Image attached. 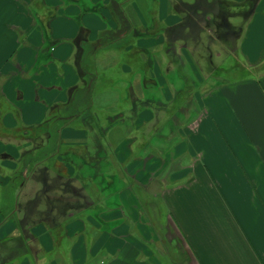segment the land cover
Returning <instances> with one entry per match:
<instances>
[{
	"label": "crops",
	"instance_id": "crops-1",
	"mask_svg": "<svg viewBox=\"0 0 264 264\" xmlns=\"http://www.w3.org/2000/svg\"><path fill=\"white\" fill-rule=\"evenodd\" d=\"M186 1L177 4L173 0L174 7L170 0H0L3 165L9 167L7 160L15 150L10 134L17 136L21 130L24 137H30V129L43 127L52 115L77 108V95L89 84L85 66L92 58L89 48L102 33L116 30L118 20L128 21L132 31L140 26L142 30L155 28L156 20L171 32L182 29V14H187L189 8ZM220 1L231 7L227 12L231 25L223 29L227 32L230 27L234 34L240 33L236 43L233 38L229 41L232 48H238L243 67L252 74L208 86L196 81L195 93L180 108V123L171 118L175 122L171 126L173 138L163 153L155 151L154 145L142 148L144 144L138 143L137 136L144 132L139 129L130 142H117L110 159L120 164V169L135 152L138 156L127 169L119 171L121 178L119 166L113 172H100V178L109 185L118 179L122 183L102 205L98 221L103 224V234L98 242L92 230L76 232L77 239L70 245L68 260L63 264H172L165 256L161 260L159 250L152 248L162 244L158 241L159 227L141 215L143 207L150 208L148 200L137 195L131 185L125 186L134 180L161 207L164 228L169 229L168 235H174L170 244L176 243L178 251L184 250L191 264H264V0ZM119 37L123 39V35ZM171 39L166 55L176 56L171 53ZM163 43H168L166 38ZM148 45L155 44L148 40ZM186 49L184 45L183 51ZM155 58L149 57L147 62ZM151 74L154 79L158 76L156 68ZM164 94L167 101L163 100L162 107L157 101L146 105L155 115L148 113L147 119L140 120L138 114L131 126L151 128L161 123L156 111L174 105L172 95ZM139 108L133 110L138 112ZM113 116L118 122L128 121L123 112ZM58 119L59 116L54 120ZM108 139L112 145V139ZM80 147L84 151L73 154L86 162L93 154L90 147ZM27 173L28 169H24L23 179ZM70 182L64 184L69 189L64 193L74 196L76 188L70 187ZM29 185L23 182L20 188ZM10 186L7 183L2 188ZM6 205V195L0 194V207ZM5 214H0V233L3 232L2 240L9 241L11 217ZM90 218L84 219L88 229L92 225ZM121 229L124 233L119 235L117 231Z\"/></svg>",
	"mask_w": 264,
	"mask_h": 264
},
{
	"label": "rangeland",
	"instance_id": "rangeland-1",
	"mask_svg": "<svg viewBox=\"0 0 264 264\" xmlns=\"http://www.w3.org/2000/svg\"><path fill=\"white\" fill-rule=\"evenodd\" d=\"M170 1L175 7L173 0ZM180 1L183 4L187 2L175 0V3ZM188 3V13L182 14V29L176 28L173 32L159 20H156L155 28L142 30L140 26L134 31L130 30L132 25L128 21L118 20L116 30L111 28L102 33L89 48L92 58L85 64L89 84L81 90L82 94L77 95V108L52 115L43 127L30 129V137H24L21 130H18L17 136H8L13 140L11 145L15 150L7 160L9 167L4 166L3 158H0V194L6 195L7 202L5 207H0V212L11 217L9 234L12 238L4 241L1 238L4 237L3 232L0 233V264L66 263L69 247L77 239L76 232L84 233L86 229L92 230L93 237L99 242L100 234H103V224L98 221L102 205L112 196L113 190L122 186L119 179L109 185L99 174L113 172L119 166L117 171L121 178L119 171L127 169L132 159L138 156V152L134 157L130 154L131 157L120 169L122 166L110 159L112 150L115 151L113 147L119 144L117 142L122 143L123 139L130 142L134 131L139 129L144 132L137 136L138 143L144 144L142 148L147 144L154 145L157 147L155 151L163 153L173 138V120L180 123L181 107L188 96L195 93L196 81L208 86L221 81H237L252 74L243 67V61L233 49L230 51L229 39H239L237 36L240 33L236 31L234 34L230 27L227 32L223 29L231 25L227 13L231 7L220 0H188ZM144 18L147 23L148 17L144 15ZM236 20L241 19L237 17ZM165 38L168 41L166 44L163 43ZM170 38L173 43L170 45L171 53L176 56L166 55ZM148 40L155 45L149 46ZM184 45L187 46L186 51H183ZM149 57L156 58L148 63ZM155 68L158 76L154 79L151 73ZM164 92L172 95L170 99L174 105L156 111L159 115L157 120L162 122L151 128L132 127L131 121L136 120L138 114L140 120L147 119L148 113L155 115L153 109L148 110L146 105L157 101V105L162 107L163 100H166ZM137 106L140 107L138 112L133 110ZM119 112H123L128 121H116L113 115ZM74 114L76 116L70 120ZM57 116L58 121L54 120ZM108 137L112 139L113 146ZM81 145L90 147L93 154L86 162L75 155L84 151L79 150ZM155 151L151 153L157 154ZM112 163L114 168L110 169ZM24 169H28L26 179L22 177ZM60 178L62 181L58 182ZM134 181H127L125 186L131 185L137 195L148 200L150 208L143 207L141 215L159 227L158 241L162 244L152 245V248L159 250L161 260L165 256L172 264H191L184 250L178 251L176 243L170 244L174 235H168L169 229L164 228L161 207L151 195L146 196V192ZM23 182L30 184L28 188H20ZM68 182L70 187L76 188L74 196L64 193L65 189L69 190L64 187ZM7 183H11L10 189L5 187L4 190L2 187ZM87 216L92 221L90 229L84 221ZM146 230L149 228L146 227ZM117 233L122 235L124 230Z\"/></svg>",
	"mask_w": 264,
	"mask_h": 264
},
{
	"label": "trees",
	"instance_id": "trees-1",
	"mask_svg": "<svg viewBox=\"0 0 264 264\" xmlns=\"http://www.w3.org/2000/svg\"><path fill=\"white\" fill-rule=\"evenodd\" d=\"M252 0H250V2H251ZM233 49V51L236 53V54H238V48L237 47H234V48H232Z\"/></svg>",
	"mask_w": 264,
	"mask_h": 264
}]
</instances>
